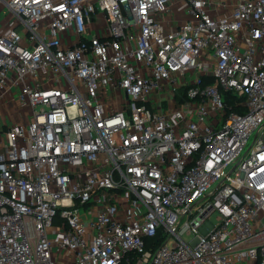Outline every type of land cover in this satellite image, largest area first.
<instances>
[{
	"label": "built area",
	"instance_id": "1",
	"mask_svg": "<svg viewBox=\"0 0 264 264\" xmlns=\"http://www.w3.org/2000/svg\"><path fill=\"white\" fill-rule=\"evenodd\" d=\"M0 103V264H264V0H0Z\"/></svg>",
	"mask_w": 264,
	"mask_h": 264
},
{
	"label": "crops",
	"instance_id": "2",
	"mask_svg": "<svg viewBox=\"0 0 264 264\" xmlns=\"http://www.w3.org/2000/svg\"><path fill=\"white\" fill-rule=\"evenodd\" d=\"M27 111L24 107L18 106L14 107L11 111L10 106H2L0 103V127L4 124H11L19 121H24L27 119Z\"/></svg>",
	"mask_w": 264,
	"mask_h": 264
},
{
	"label": "trees",
	"instance_id": "3",
	"mask_svg": "<svg viewBox=\"0 0 264 264\" xmlns=\"http://www.w3.org/2000/svg\"><path fill=\"white\" fill-rule=\"evenodd\" d=\"M208 83H212L213 82V78H208L207 80ZM223 95H224V100L227 104H230L233 102V99H234V96L231 95L230 92H223Z\"/></svg>",
	"mask_w": 264,
	"mask_h": 264
},
{
	"label": "rangeland",
	"instance_id": "4",
	"mask_svg": "<svg viewBox=\"0 0 264 264\" xmlns=\"http://www.w3.org/2000/svg\"><path fill=\"white\" fill-rule=\"evenodd\" d=\"M251 140H252V137L250 138V142H251ZM250 142H249V143H250ZM210 220H211L213 223H216V214H215V213H213V214L210 216ZM183 237H184V239H186V240H190L191 238H193L192 235H184Z\"/></svg>",
	"mask_w": 264,
	"mask_h": 264
}]
</instances>
